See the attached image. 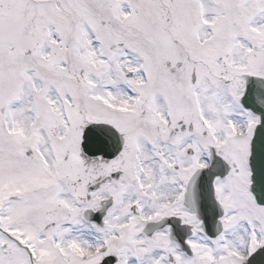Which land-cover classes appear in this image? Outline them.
<instances>
[{"label":"snow or ice","instance_id":"1","mask_svg":"<svg viewBox=\"0 0 264 264\" xmlns=\"http://www.w3.org/2000/svg\"><path fill=\"white\" fill-rule=\"evenodd\" d=\"M0 264H264V0H0Z\"/></svg>","mask_w":264,"mask_h":264}]
</instances>
